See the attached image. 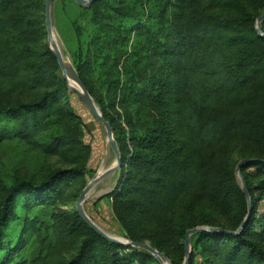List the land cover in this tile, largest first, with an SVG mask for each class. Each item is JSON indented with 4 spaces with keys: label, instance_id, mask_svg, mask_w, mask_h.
<instances>
[{
    "label": "trees",
    "instance_id": "16d2710c",
    "mask_svg": "<svg viewBox=\"0 0 264 264\" xmlns=\"http://www.w3.org/2000/svg\"><path fill=\"white\" fill-rule=\"evenodd\" d=\"M64 1L74 15L69 56L120 152L110 197L128 241L148 243L172 264H182L188 230L235 232L247 202L233 168L217 164L213 155L239 140L250 149L244 160H253L240 169L250 217L237 235H194L188 264H264V211L263 227L254 231L264 198V38L255 29L260 0H249L250 7L243 0H97L88 8ZM44 2L0 0V78L36 92L31 100L0 104V138L71 156L75 165L38 183L23 179L2 189L0 252L6 255L0 264H158L144 250L96 234L74 207L60 208L70 200L71 182L86 174L89 148L44 43ZM201 200L224 225L192 214ZM17 204L25 213L49 211L52 223L36 215L21 218ZM13 220L21 221V229L14 247H7L4 232ZM32 232L39 238L50 233L48 247L70 250L69 258L52 263L50 251L29 263L16 261L23 236Z\"/></svg>",
    "mask_w": 264,
    "mask_h": 264
},
{
    "label": "rangeland",
    "instance_id": "374dc122",
    "mask_svg": "<svg viewBox=\"0 0 264 264\" xmlns=\"http://www.w3.org/2000/svg\"><path fill=\"white\" fill-rule=\"evenodd\" d=\"M243 1L248 7H250L249 0ZM260 3V11L263 14L264 0H260ZM64 4V0H51L50 17L53 31L59 42L61 50L68 58L70 64L73 66L68 49H72L75 47L73 35L74 28L70 23V21L72 22V20L74 19V15H72L71 9H69L68 7H63ZM76 21H78L77 18ZM262 22H264V20ZM262 26L264 27V24L261 23V28ZM44 32V43L47 44L46 30ZM60 76L62 78L61 72ZM35 94L36 92L33 91H22V89H18L17 86H15V84L11 81H6L0 78V104L2 105L19 100H31ZM66 97L71 111L81 119L82 143L89 148V154L87 163L85 165L86 174L71 182V186L68 192L70 200L65 203V205H61V209H68L69 207L75 208L78 198L75 199L74 197L77 195L79 197L85 186L98 174L106 151V133L104 128L95 120L89 109L83 104V102L74 92L68 90ZM3 125L4 122L2 119H0V131L3 128ZM243 152L244 154H249L250 149L241 141L234 140L225 143L215 149L213 155L216 159L217 164L226 165L227 163L233 168L234 175L239 186L241 183L238 177V173L236 172V165L240 161L244 160L245 157L250 156L243 155ZM110 154L113 158V154ZM73 161L74 158L71 156H57L46 154L45 152L39 150L35 144H27L17 140H4L0 138V192L3 188H8L12 186L16 181L23 179H25L26 181L38 183L53 170L69 169L70 167L75 165L73 164ZM254 172V169H249L247 173L253 175ZM119 173L120 170L117 171V174H113L114 176L111 175L107 177L92 190L94 194L92 197H90V199L87 198V200L85 201L84 210L88 217L104 232L111 235H117L128 240L125 237L121 226L116 221L113 215L112 197H110V194H112L116 188V184L119 180ZM200 203L205 204L198 206ZM24 211L25 209H23L20 204H17L16 214H21V218L33 217L36 215L38 219L43 221V223H52L49 211L38 212L36 214L25 213ZM263 211L264 198L260 200L256 210L258 217V222L256 223V227L254 230L256 234H259L261 228L263 227V223L260 219ZM192 214L197 219L212 220L214 224L224 225V218L219 213L214 211L210 207V204L205 200H201V202L194 205ZM20 223L16 220H13L5 230L4 243L7 247H14L20 233ZM194 235L190 236V251L192 250ZM49 237L50 233L46 236L43 234L42 238H39L35 232L24 235L23 239L25 240V244L23 245L21 251H19L18 256L15 258L16 261H26L27 263H29L30 261H34L37 257H43L46 253L50 254V251L51 257L49 258V260L52 263H57L58 261L69 258L70 250L58 247L52 250L50 249V247H48L49 243L47 242V239ZM126 253H129V251H126ZM170 254L172 256L173 263H178V254L174 253L173 251H171ZM5 255V250L0 252V263ZM168 260L170 261V259ZM195 262L201 263V259L199 258V256L195 258ZM158 264L160 263L158 262Z\"/></svg>",
    "mask_w": 264,
    "mask_h": 264
},
{
    "label": "water",
    "instance_id": "95a60500",
    "mask_svg": "<svg viewBox=\"0 0 264 264\" xmlns=\"http://www.w3.org/2000/svg\"><path fill=\"white\" fill-rule=\"evenodd\" d=\"M73 1L77 5H79L83 8H88L91 6L92 3H94L97 0H73ZM50 3H51V0H45V2H44V21H45V30H46L48 48L50 49V51L52 52V54L54 55V57L57 61V64L59 66L62 78L66 82L67 89L74 92L79 97V99L83 102V104L89 109V111L91 112V114L93 115L95 120L104 128L105 133H106V138L110 143V148L116 157L115 166L106 169L101 174H97L85 186V188L82 190L81 194L78 197L77 203L75 205V210H76L77 214L80 216V218L85 222V224L91 230H93L96 234H98L99 236H101L105 240H107L111 243H115V244H119V245H123V246H128V247H132L135 249L144 250L147 253L151 254L160 264H164L163 260H165L167 262V264H171V262L165 256V254L158 252L156 249L152 248L148 243L131 242V241H128L124 238H122V240H117L113 237L108 236L106 234V232H104L98 225H96L88 217V215L86 214V212L84 210V203L87 200L89 193L98 184H100L102 181H104L107 177L113 175L114 173H116L117 171L120 170L121 158H120L119 149H118L116 142H115V139H114L113 130H112L109 122H107L102 117L99 108L95 104L92 97L89 95L86 87L84 86V84L80 80V78H79L78 74L76 73L74 67L72 65L67 66L64 63L61 52L57 48V46L54 42V39H53L54 38V36H53L54 31H53L51 17H50ZM263 20H264V13L258 17V19L256 20V24H255L256 32H257L258 36L261 38H264V33L262 31V28H261V23ZM68 75L72 76L75 79V81L77 82L78 87H79L78 91H76L75 89L70 87L69 84L67 83V76ZM251 162H253V160H242L236 165V172L238 173V177H239V180L241 183L240 188H241V191L245 197V200H246L247 206H248L247 215H246L244 221L241 223L240 227L235 232H229V231H225V230L218 229V228H208V227H197V228H193V229L188 230L185 234V237H184V260H183L182 264H188V262H189L190 236H192L194 234L201 233V232H219V233H224L226 235H237L243 229L245 222L250 217V199H249L248 191H247L246 186L244 184V181L242 179V176L239 172H240L242 165H244L246 163H251Z\"/></svg>",
    "mask_w": 264,
    "mask_h": 264
},
{
    "label": "bare ground",
    "instance_id": "6f19581e",
    "mask_svg": "<svg viewBox=\"0 0 264 264\" xmlns=\"http://www.w3.org/2000/svg\"><path fill=\"white\" fill-rule=\"evenodd\" d=\"M53 36H54V38H53V39H54V42H55L57 48H58V49L60 50V52H61V55H62V58H63L64 63H65L67 66H70L71 64H70L68 58H67V57L64 55V53L62 52L61 47H60V45H59V42H58V40H57L55 34H54ZM67 83L69 84L70 87H72V88L75 89L76 91L79 90L78 84H77V82L75 81V79H74L72 76H70V75L67 76ZM110 153L113 154V152H112V150H111V148H110V143H109V141H108L107 138H106V151H105L104 158H103V160H102L101 166H100V168H99V172H98V174H101V173H102L103 171H105L106 169L115 166V164H116V157H115V155L113 154V158H112ZM111 158H112V159H111ZM114 174H117V172L114 173ZM113 176H114V175H113ZM100 190H101V189H100ZM106 190H107V189H106ZM106 190H104V191H106ZM107 191H108V190H107ZM93 194H94L93 191H91V192L89 193V195H88L87 198L90 199V197H92ZM106 234H107L108 236H110V237H113V238L117 239V240H122V238L119 237V236H117V235H111V234H108V233H106ZM163 262H164V264H167V262H166L165 260H163Z\"/></svg>",
    "mask_w": 264,
    "mask_h": 264
}]
</instances>
